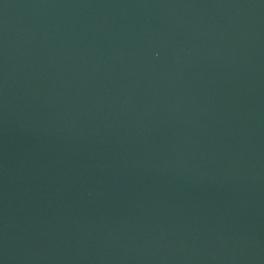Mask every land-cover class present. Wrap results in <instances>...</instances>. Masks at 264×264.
<instances>
[{"label":"water","instance_id":"obj_1","mask_svg":"<svg viewBox=\"0 0 264 264\" xmlns=\"http://www.w3.org/2000/svg\"><path fill=\"white\" fill-rule=\"evenodd\" d=\"M0 264H264V0H0Z\"/></svg>","mask_w":264,"mask_h":264}]
</instances>
